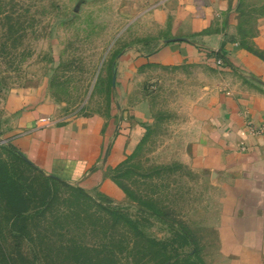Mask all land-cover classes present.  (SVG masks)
<instances>
[{
  "label": "rangeland",
  "instance_id": "obj_1",
  "mask_svg": "<svg viewBox=\"0 0 264 264\" xmlns=\"http://www.w3.org/2000/svg\"><path fill=\"white\" fill-rule=\"evenodd\" d=\"M233 11L224 40L264 62V0H234ZM166 35L127 0H0V160L12 182L0 186V264H153L158 244L176 250H167L170 264H192L178 224L193 235L202 264H214L223 176L174 159L184 104L200 82L190 69L149 67L141 91L129 94V103L146 97L150 121L107 173L119 200L44 176L9 143L19 115L8 109L9 95H28L61 118L108 114L120 96L111 93L119 56L148 52ZM250 84L264 99V83Z\"/></svg>",
  "mask_w": 264,
  "mask_h": 264
},
{
  "label": "crops",
  "instance_id": "obj_2",
  "mask_svg": "<svg viewBox=\"0 0 264 264\" xmlns=\"http://www.w3.org/2000/svg\"><path fill=\"white\" fill-rule=\"evenodd\" d=\"M127 3L130 12L165 25L167 35L148 52L119 56L111 93L120 96L110 101L109 113L61 118L45 103L11 94L8 109L19 115L9 143L44 176L119 200L107 173L132 151L150 121L146 97L129 103V94L135 86L141 91L149 67H186L200 82L184 104L174 159L223 176L213 263L264 264V99L250 84L264 83V62L224 40L233 30L234 0ZM212 71L220 78L210 80Z\"/></svg>",
  "mask_w": 264,
  "mask_h": 264
},
{
  "label": "trees",
  "instance_id": "obj_3",
  "mask_svg": "<svg viewBox=\"0 0 264 264\" xmlns=\"http://www.w3.org/2000/svg\"><path fill=\"white\" fill-rule=\"evenodd\" d=\"M220 49H222V48L220 47ZM8 183L9 184L12 183L11 178L8 175L6 165L0 160V186L7 187V185H9ZM75 190L79 191L78 188ZM122 190H124V189L122 188ZM5 198H7V197H5ZM124 221L126 223L130 224L126 218L124 219ZM177 231H178L177 235L181 239L182 244H186V245L190 246V253L188 254V256L192 258V264H202V262L200 261V259L198 258L197 254H196V251H195L196 242L194 240L193 235L189 231V229L182 224H178ZM165 247L166 246L163 244H158V247L156 248L157 253H155V254H157L159 257L156 259V261L154 260L153 264H170L171 255L166 254L167 250L174 252L173 253L174 257L178 256V254L175 252L176 250H174V247L172 245L169 246L171 249L170 248L166 249ZM160 257H161V259H160Z\"/></svg>",
  "mask_w": 264,
  "mask_h": 264
},
{
  "label": "built area",
  "instance_id": "obj_4",
  "mask_svg": "<svg viewBox=\"0 0 264 264\" xmlns=\"http://www.w3.org/2000/svg\"><path fill=\"white\" fill-rule=\"evenodd\" d=\"M216 63L220 64L221 63V59L220 58L216 59Z\"/></svg>",
  "mask_w": 264,
  "mask_h": 264
}]
</instances>
